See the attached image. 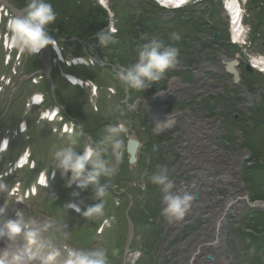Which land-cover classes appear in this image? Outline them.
Segmentation results:
<instances>
[{"label": "rangeland", "instance_id": "obj_1", "mask_svg": "<svg viewBox=\"0 0 264 264\" xmlns=\"http://www.w3.org/2000/svg\"><path fill=\"white\" fill-rule=\"evenodd\" d=\"M6 1L12 4L14 10L20 11L26 3V0ZM109 1L112 12L118 18L119 33L113 35L114 43L101 45L96 40V33L108 31L109 15L101 10L96 0H50L56 12V20L49 26L50 34L65 48V57L85 50L99 53L111 63L127 65L136 60L141 45L150 38H158L180 50L178 62L148 89L130 88L131 102L166 90L174 77L184 83H196L193 68L194 72H202L206 77L212 76V79L221 81L222 91L202 84L203 87L194 88L185 97L178 93L168 108L195 110L206 119H217L218 123L204 136L199 129L190 136L186 131L179 130L185 118L178 117L173 129L158 135L143 104L135 110H128L123 105L125 85L121 80L115 83L117 78L111 68L79 66L67 69L54 53L48 56L45 51L37 56L22 53L20 59L15 56L8 64L5 63V51H0V138L8 137L10 142L8 151L1 155L0 172L8 169L11 159L29 149L39 168L46 172L55 171L56 174L49 188L39 191L38 196L26 204L15 203V199L6 193H0V202H11L7 203L9 209L24 208L27 219H35L38 223L45 219L52 221V227L43 234L46 252L65 245L82 249L103 247L108 251L109 264H190L189 255L181 245L186 241L194 243L197 235L205 232L206 222L210 219L198 213L189 221L187 212L182 221L169 223L162 215V193L158 186L150 183L149 177L158 172L161 166L166 167L169 179L181 190L184 181L191 180L194 175L200 177L201 171L208 168L204 172L215 177L207 185L209 190L213 195L229 196L227 184H219L216 178L222 175L220 166H229V159L212 151L213 148L209 146L201 147L204 140L213 143L218 141L221 146L214 147V150H221L227 157L233 153L242 156V152L247 151L251 163L245 162L239 177L250 199L264 202V74L247 72L243 67L242 84L250 93L245 95L240 89L230 86L225 75L207 72L208 67H199L205 54L210 56L221 51L211 33H220V41L225 45L231 37L227 15L217 2L213 3L215 12L204 13L203 9L207 6H201L193 12L168 13L154 8L156 4L152 0ZM82 4L94 15L87 13L83 17L86 19L79 22L68 19L79 6L82 8ZM247 6L244 23L251 27V50L254 54H264V0H249ZM67 9L70 12L65 14ZM14 10L10 7L8 15L3 13L0 35L5 36L9 32L7 21L11 15H17ZM172 33H178L180 39L172 40ZM192 44L198 45V48L192 49ZM225 52L231 56L239 51L227 46ZM213 60L209 65L218 68ZM36 71L43 74L34 83L26 76ZM64 71L82 79H92L101 86L98 96L93 98L88 89L71 85L63 76ZM197 84H201V80ZM108 86H113L117 94L109 95L106 90ZM32 93H43L46 104L51 101L62 105L65 112L80 123L85 146L102 141L110 127L119 125L117 120L126 127L127 131L119 136L122 146L118 153H113L111 145H104V158L114 171L108 177L100 178L101 185H108L103 198V216L86 218L68 209V203L72 202L83 201L82 211L86 205L99 202L93 199L94 186L89 185L82 190L74 183L67 187L65 179L52 166L55 151L69 145L81 151L82 146L75 139L57 135L53 131L55 124L38 123L41 108L29 109L27 106ZM197 102H201V105L198 106ZM23 119L27 121L28 130L16 136L17 126ZM130 136H136L142 142L135 166L129 165L126 153ZM155 145L157 148H154ZM208 152L209 159L204 166L197 163L192 166L187 160L189 153L198 156ZM235 177L230 179L235 181ZM16 178L27 183L34 180L36 174L22 170L16 174ZM6 182L11 184L9 179ZM236 190L241 188L236 187ZM245 206L242 208L243 213L236 217L228 211V226L224 230L225 241L221 242V249L226 256L234 259L232 264H264V210L245 211ZM202 209V212H209L214 207L205 205ZM105 219H109V226L99 233L98 228Z\"/></svg>", "mask_w": 264, "mask_h": 264}, {"label": "clouds", "instance_id": "obj_2", "mask_svg": "<svg viewBox=\"0 0 264 264\" xmlns=\"http://www.w3.org/2000/svg\"><path fill=\"white\" fill-rule=\"evenodd\" d=\"M55 20L56 12L50 0H26L20 14L11 15L7 21L10 33L9 46L18 49L21 53L37 56L46 46L54 43L49 26ZM170 38L179 40L180 35L172 33ZM96 40L101 45L114 43L113 30L97 32ZM179 54L180 50L177 47L166 45L158 38H150L147 43L138 48L134 62L117 66V75L129 88L148 89L160 81L169 69L176 66ZM126 131V127L121 123L110 127L102 141L86 145L82 152L69 145L58 149L53 154L52 166L65 179L67 187H71L74 183L82 190L87 189L89 185L94 186L93 199L98 200V203L86 205L83 211L81 209L83 201L68 205L86 218L104 215L103 198L108 185H101L100 178L108 177L114 171L104 158L106 150L104 145H111L113 153H118L122 146L119 136ZM149 181L158 186L162 193L164 205L162 215L169 223L182 221L191 209L195 195L178 189L169 179L168 169L163 166L149 177ZM4 191L12 194L14 189H9L0 178V192ZM19 202L21 201L15 203ZM3 211L4 208H0V214ZM15 215V219L6 222V231H0V238H2L0 264H57V261L59 264H109L108 251L103 247L82 249L65 245L59 249H52L38 258L37 252L45 247L43 234L52 227V221L45 219L42 223H38L35 219H27L24 208H17ZM21 241L26 242V248L23 250L19 248Z\"/></svg>", "mask_w": 264, "mask_h": 264}, {"label": "bare ground", "instance_id": "obj_3", "mask_svg": "<svg viewBox=\"0 0 264 264\" xmlns=\"http://www.w3.org/2000/svg\"><path fill=\"white\" fill-rule=\"evenodd\" d=\"M15 12L17 15L20 14V12L17 9H15ZM234 29H237L236 23ZM239 33H240L239 30L234 31L235 39L241 41L243 36L239 35ZM46 54L48 55L47 47H46ZM215 71H217V69ZM179 85H180L179 82L174 81L171 84L170 89L165 91V93L161 94L162 97L165 98V102H167L173 97ZM145 105L150 113V120L154 124L155 128L156 125L158 126L157 129L160 128L162 124L164 126H171L175 118L183 114L182 112H175V111L168 112L167 103L160 106H156L153 104L152 101H148L145 102ZM200 121L201 119L198 118V122ZM203 122L205 124H213L214 121L210 119H206ZM192 127L198 129V123L195 122V125H193ZM192 127L190 128L193 129ZM203 143H204L203 146L213 145L206 140L203 141ZM235 156L233 157L235 158ZM243 160H244L243 157H239V162ZM241 167H242V163L237 165L232 164L230 167L228 166L224 168L223 175L226 180H229L228 178H234V176H236L235 182H233L235 185L229 183L228 187L226 188L229 192V196H226L225 198L219 196V194L216 193L213 195V192L209 190L207 185H209L212 181L210 178H208L207 180H205V182L203 181L200 184L199 181L197 180H191L188 183V190L186 191L193 193V190L191 189L195 184L194 187L197 189V191L200 194V200L193 201V205L191 209L188 211L189 221L192 220V218L198 213L200 214V216H203L205 219L207 220L210 219L209 222H206L205 232L201 233L200 235H197V238L195 239L193 236L194 243H189V241H186L181 245V248H183V250H186L187 254L189 255L188 262H191L190 261L191 257L194 258V261L191 262L192 264H232L234 262V259L230 256H226L223 249H221L222 248L221 242L223 243L225 241V239L223 238V236H221V234L223 233L222 231L223 227L227 225V220L225 218L227 211H231L234 214V216H239L241 214V207L244 205H248L252 207V206H262L264 204L263 202L262 203L252 202L251 200H249L248 193L245 192V190L243 189L244 184L241 181L240 177L238 176V172L241 170ZM199 185H202V187L200 186L199 188ZM204 186L207 187L203 189ZM236 187L241 188V190H236ZM212 195L213 197L211 198ZM204 197H209V198L207 201H204ZM237 197L242 198V200L240 199L238 200L239 202L233 203L234 199H236ZM205 205L207 206L212 205L214 207L213 211L202 212L201 211L203 210L202 207ZM0 244H2L1 241ZM207 255L213 256L214 262L210 260L207 261L206 259Z\"/></svg>", "mask_w": 264, "mask_h": 264}, {"label": "water", "instance_id": "obj_4", "mask_svg": "<svg viewBox=\"0 0 264 264\" xmlns=\"http://www.w3.org/2000/svg\"><path fill=\"white\" fill-rule=\"evenodd\" d=\"M217 38H219V34L216 35ZM223 64H225V70L228 74L232 76L233 83L235 85H238L239 82L241 81V72L239 70L240 62L235 59L229 62L223 61ZM140 147V141L134 137L129 138L127 142V154H128V162L130 165L136 164L138 161V150ZM195 200L199 199V194L195 190ZM208 259L213 260V257L208 255Z\"/></svg>", "mask_w": 264, "mask_h": 264}, {"label": "trees", "instance_id": "obj_5", "mask_svg": "<svg viewBox=\"0 0 264 264\" xmlns=\"http://www.w3.org/2000/svg\"><path fill=\"white\" fill-rule=\"evenodd\" d=\"M260 2L262 1V0H259ZM66 6H68V4H66ZM75 12L73 13L72 12V14H70L69 16H71V17H68V19H73V20H75L76 19V21L77 22H79V20L80 21H84L86 18H83L87 13H88V15H90V16H92V15H94V14H92L93 13V11H90V10H86L85 9V5H83L82 4V8L79 6V8H78V10H74ZM70 12V10H68L67 9V11H65V14H67V13H69ZM98 16V15H97ZM72 21V20H71ZM87 21V20H86ZM85 23V22H84ZM87 23V22H86ZM92 25V24H91Z\"/></svg>", "mask_w": 264, "mask_h": 264}]
</instances>
